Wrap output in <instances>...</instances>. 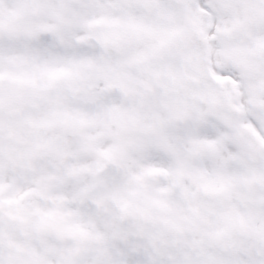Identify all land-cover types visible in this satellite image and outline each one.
Instances as JSON below:
<instances>
[{"label": "snow or ice", "instance_id": "snow-or-ice-1", "mask_svg": "<svg viewBox=\"0 0 264 264\" xmlns=\"http://www.w3.org/2000/svg\"><path fill=\"white\" fill-rule=\"evenodd\" d=\"M0 264H264V0H0Z\"/></svg>", "mask_w": 264, "mask_h": 264}]
</instances>
